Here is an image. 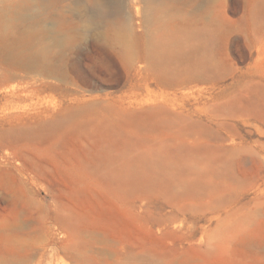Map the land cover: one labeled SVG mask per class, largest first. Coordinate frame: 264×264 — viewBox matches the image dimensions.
Wrapping results in <instances>:
<instances>
[{"label":"rangeland","instance_id":"374dc122","mask_svg":"<svg viewBox=\"0 0 264 264\" xmlns=\"http://www.w3.org/2000/svg\"><path fill=\"white\" fill-rule=\"evenodd\" d=\"M172 1L155 64L75 17L65 78L0 58V264H264V0Z\"/></svg>","mask_w":264,"mask_h":264},{"label":"bare ground","instance_id":"6f19581e","mask_svg":"<svg viewBox=\"0 0 264 264\" xmlns=\"http://www.w3.org/2000/svg\"><path fill=\"white\" fill-rule=\"evenodd\" d=\"M124 0H0V58L27 67L40 76L65 78L64 52L77 40L79 24L88 33L119 47L128 63L142 51L149 63L170 56L171 37L182 26L185 14L171 0H141L137 7L143 28L138 38ZM21 27V32H10ZM182 30V29H181ZM171 36V37H170ZM170 37V38H169ZM57 50V61L51 53ZM19 258L3 264H19Z\"/></svg>","mask_w":264,"mask_h":264}]
</instances>
